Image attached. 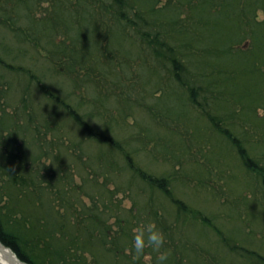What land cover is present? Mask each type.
<instances>
[{"label": "trees", "instance_id": "trees-1", "mask_svg": "<svg viewBox=\"0 0 264 264\" xmlns=\"http://www.w3.org/2000/svg\"><path fill=\"white\" fill-rule=\"evenodd\" d=\"M11 1L15 6L22 7L21 12L30 5L28 2H33ZM154 1L159 2L149 4ZM43 2L49 4L52 12L46 11L40 19L33 17L32 22L30 18L36 12L27 14L25 11V16L35 27L34 29L30 24L27 31L31 34L36 30L38 31L36 39L48 41L52 46L48 51L51 60L60 59V62L70 64L69 74L84 69L87 76L85 78L91 77L89 83L93 79L94 82H99L96 85L101 86L100 83L104 85L106 83L104 81H113L114 78L123 82L125 78L122 74L124 72L127 74L128 70L132 74L136 67L137 71L145 70L143 77L137 79L139 85L149 86L152 80L154 86L157 84L161 86L162 80L157 75V70L160 67L164 68L167 81L162 87L166 88L167 82L168 84L172 82L175 87L181 89L182 86L192 83L191 88H195L201 97L199 104L203 106V114L217 107L223 111L228 108L224 120L249 124L247 130L251 137L255 136L252 142L262 147L252 156L250 150L253 148L239 146L240 155L247 168L256 171L260 168L264 172V143L261 144L264 142V119L258 117L259 113L256 115L257 102L263 103L264 100V79L260 80L261 74H264V67L259 66L261 59L264 60V21L257 17L258 10H264V0H164L162 3L160 0H43ZM158 4L160 7H157ZM6 18L12 20L15 25L21 24L16 15L7 14ZM175 19L180 20L182 24L170 26ZM36 21H42L43 24L37 27ZM15 25L9 24L14 33L23 27L22 24L20 27ZM20 32L15 36L24 43L30 34L25 30ZM59 32L64 37L61 36L58 41L55 40V34ZM99 35L107 40L100 45L94 44L92 41L98 39ZM246 36L250 46L243 52L236 44ZM135 45L139 46L140 51H132L130 47ZM97 47L99 53H96ZM141 53H149L150 57L155 53L160 57V62L157 64L155 62L152 68H146L148 60L144 59L136 66L138 54ZM195 60L197 61L193 63ZM196 63L202 64L204 70L195 74L191 68ZM2 64L4 63L0 61V68H3ZM208 69L210 71H207ZM15 70L29 73L22 67H16ZM255 77L259 79V83ZM26 78L30 80L31 76ZM36 79L41 84L39 79ZM71 80L76 78L73 77ZM127 80L132 82L134 78ZM177 84H180V87ZM3 85L5 88H2V84L0 86V101L10 82ZM43 91V94L54 99V104L68 107L69 114L82 126L83 131L91 132L89 121L86 119L87 113L81 115L76 109L71 110L64 98L61 99L45 88ZM136 91L142 92L143 89L138 88ZM124 93H120L124 96H118L125 102L135 98L134 94L128 93L126 98ZM190 97H195L194 93ZM250 97L253 98L252 102L257 101L256 99L259 101L250 107L249 113L245 112L243 115V109L248 107L245 105H249L246 101ZM178 101L177 112L174 105L172 111L167 108L164 110L170 114L176 112L180 114L178 117L186 119L188 111L183 108L181 101ZM8 102H0V138H3L8 148L7 154L6 151L4 153L0 151V241L28 264H147L142 259L144 254L138 260L134 259L133 255L123 254L124 248L131 249L132 254H135V249L129 242L135 236L132 231L136 226L124 225L125 220L122 219L120 230L108 237L109 230L104 232L99 220L100 213L93 212V208L85 207L84 202L81 198L78 199L74 192V187L68 185L67 179L72 181L73 176L65 170L61 157L52 156L53 162L48 166L49 171L44 168V175L40 178L42 180L38 181L32 176L24 175L28 170L24 163H28L29 160L20 158L19 163L13 165L15 158L11 154L12 147L15 146L16 138L21 136L17 131L20 129L24 134L29 132L28 121H32V117L31 114L27 115L24 123L18 121L26 118L24 113L28 106L26 99H21L20 107L17 109L13 108L11 99H8ZM147 111L150 112V109ZM57 124L59 123L54 122L50 115L40 127L44 132L54 131L58 127ZM103 136L97 133L95 135L100 143L105 140ZM69 149L78 150L76 146ZM127 157L130 160V156ZM31 160L33 162L31 161L29 166L33 167L38 161L35 156L31 157ZM38 175L37 172L36 176ZM3 177L7 178L6 181ZM157 182L158 186L152 188L154 189L152 193L154 194L158 188L160 195L168 196L170 205L177 207L175 210H168L175 215V219H179L177 224L182 220V223L188 222L183 215L184 203L169 196L168 187L163 185L170 182V178L164 177ZM3 197L7 198L6 203H2ZM75 202L81 207L78 211ZM155 213L156 207L152 212L153 219L149 222L153 221L152 223L166 236L164 248L160 251L170 250L167 264H227L231 257H227L226 247L231 253L235 251L236 258L242 259L247 256L243 264H264L263 253L235 243L236 237L225 233L222 230L224 226L218 228L217 224L214 225L207 220L192 231L191 228L186 229L183 224L181 227L167 224L166 214L162 215L163 218H158ZM209 226L216 231V236L221 233L225 237L227 246H218V242L211 241L212 237L207 235L209 229H206ZM195 246L198 247L193 248ZM146 250H149L147 253L154 259L159 255L152 247H147ZM152 264H157V260Z\"/></svg>", "mask_w": 264, "mask_h": 264}, {"label": "rangeland", "instance_id": "rangeland-1", "mask_svg": "<svg viewBox=\"0 0 264 264\" xmlns=\"http://www.w3.org/2000/svg\"><path fill=\"white\" fill-rule=\"evenodd\" d=\"M31 1L33 2H28L30 5L26 10L21 12L22 7L15 6L11 0H0V61L4 63L1 65L4 69L0 68V86L2 84V88H5L6 84L3 83L10 82L0 102L6 103L11 99L13 108L17 109L24 98L28 105L24 109L26 118L18 121L24 123L27 115L31 114L32 117V121H28L29 132L24 134L20 129L17 131L21 136L16 138L15 146L12 147L11 154L15 158L13 165H17L20 158L29 160L24 163L28 169L24 175L32 176L38 181L42 180L40 178L44 175V168L49 171L48 166L53 162L52 156L61 157L65 170L73 176L72 181L67 179L68 185L74 187V192L78 199L81 198L84 202L85 207L100 213L99 220L104 232L109 230L108 237L120 230L122 219L125 220L124 225L136 226L132 231L136 235L141 225L153 219L152 212L156 207V217L163 218L166 214L167 224L179 227L183 224L186 229L191 228L194 231L198 229V225L208 220L214 225L217 224L218 228L224 226L222 230L225 233L236 237L235 243L264 254V172L260 168L258 171L247 168L239 151L240 147L244 146L253 148L250 150L253 156L261 150L262 145L252 142L255 136L251 137L249 134V124L224 120L228 108L223 111L217 107L203 114V106L199 104L201 97L195 88H191L192 83L182 86L181 89L175 87L172 82H167L166 88L162 87L167 80L165 69L161 67L157 70L158 74L156 73L162 80L161 86H154L152 80L149 86L139 85L137 79L143 77L145 70L137 71L136 67L132 74L129 70L127 74H122L125 78L123 82L114 78L113 81L103 80L106 83H100L101 86L96 85L99 82H94L93 79L89 83L91 77L85 78L87 76L84 69L69 74L70 64L60 62V59L51 60L48 51L52 46L48 41L36 39V30L31 34L27 31L30 24L33 26L34 18L40 19L46 11L52 12L47 2ZM163 1L160 0L161 3ZM157 7H160V4ZM25 11L27 14L36 12L30 18L32 22L25 16ZM7 14L16 15L24 28L14 33L9 24H15L6 18ZM257 17L264 21V10H258ZM36 22L37 27L43 24L42 21ZM181 24L180 20L175 19L170 26ZM20 25L18 23L15 27ZM23 30L30 34L24 43L15 36ZM55 35V40L58 41L61 36L64 37L60 32ZM67 40L70 43L68 38ZM90 40H93V36ZM105 40L107 38L99 35L98 39L95 38L92 42L100 45ZM249 46L247 36L236 44L243 52H246ZM98 48L96 53H99ZM130 48L134 52L140 51L136 45ZM152 54L153 57H150L149 53L138 54L136 66L145 59L148 60L146 68L154 67L155 62H160V57ZM259 66L264 67L263 58ZM16 67H22L29 73L17 72ZM203 67L202 64L196 63L191 69L196 74L204 70ZM263 75L261 74L260 80L264 79ZM28 76H31L30 80L26 78ZM73 77L76 80H71ZM129 78L134 80L131 82L127 80ZM255 79L259 83V79ZM177 85L180 87V84ZM43 88L61 99L64 98L71 110L76 109L81 115L87 113L86 119L89 121L91 132L83 131L82 126L69 114L68 107L54 104L53 98L42 93ZM138 88L143 91H136ZM162 89L165 91H161ZM120 93H124L126 98L127 93L134 94L135 98L125 102L118 96L123 95ZM192 93L195 97H190ZM178 100L188 111L186 119L176 114ZM252 101V97L246 101L249 105H245L248 107L243 109V115L250 112L252 105L255 106L257 101ZM173 105L176 111L174 114L164 110L167 108L172 111ZM256 107V115L259 113L258 117L264 119V100L263 103L257 102ZM147 109H150V112ZM233 110L231 111L234 112ZM50 115L54 122L59 123L58 127L54 131L44 132L40 125H43ZM96 133L101 136L103 134L105 140L100 143L95 137ZM2 139L0 138V151H6L7 154L8 148ZM7 143L9 144L10 140ZM73 145L78 150L75 151ZM70 147L74 150H70ZM33 156L38 162L33 163L31 167L29 164L33 162ZM164 177L170 178V182L163 184L168 187L169 196L184 203L183 215L188 222L182 223V220L177 224L179 219H175V215L168 211L177 207L171 206L168 196H161L158 188L152 193L158 186L157 181ZM3 179L6 181L7 178ZM6 202L7 198L3 197L2 203ZM75 208L77 211L81 209L78 204ZM209 227L206 229H209L207 235L212 237L211 241L218 242V246H227L225 237L221 233L216 236V231ZM129 243L134 247V238ZM124 250L125 255H135L129 248ZM147 251L149 250H146L142 257L143 262L152 264L157 257L154 259ZM226 251L228 254L224 253L227 257H231L227 264H230V261L232 264H243L244 258H248H236L235 251L231 253L227 247Z\"/></svg>", "mask_w": 264, "mask_h": 264}, {"label": "clouds", "instance_id": "clouds-1", "mask_svg": "<svg viewBox=\"0 0 264 264\" xmlns=\"http://www.w3.org/2000/svg\"><path fill=\"white\" fill-rule=\"evenodd\" d=\"M166 236L162 230L156 227L152 222L141 225L137 230V234L134 237V259L138 260L145 251L146 247H152L159 255L157 257V264H167L169 260L170 250L160 251L164 248ZM14 254H11V250L3 248L0 250V264H12Z\"/></svg>", "mask_w": 264, "mask_h": 264}, {"label": "water", "instance_id": "water-1", "mask_svg": "<svg viewBox=\"0 0 264 264\" xmlns=\"http://www.w3.org/2000/svg\"><path fill=\"white\" fill-rule=\"evenodd\" d=\"M0 247L3 249V248H7V249H10L9 247H7V246H5L1 241H0ZM11 250V249H10ZM11 254H14V262H16V263H18V264H28V263H26V262H24V261H22V260H20L17 256H16V254L11 250Z\"/></svg>", "mask_w": 264, "mask_h": 264}, {"label": "bare ground", "instance_id": "bare-ground-1", "mask_svg": "<svg viewBox=\"0 0 264 264\" xmlns=\"http://www.w3.org/2000/svg\"><path fill=\"white\" fill-rule=\"evenodd\" d=\"M0 250H2V248L0 247ZM11 259H12V264H18V263H16V262H14L13 260V258L12 257H10Z\"/></svg>", "mask_w": 264, "mask_h": 264}]
</instances>
